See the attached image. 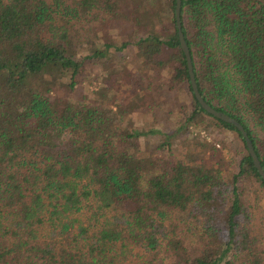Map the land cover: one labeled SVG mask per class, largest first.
Wrapping results in <instances>:
<instances>
[{
    "label": "trees",
    "instance_id": "obj_1",
    "mask_svg": "<svg viewBox=\"0 0 264 264\" xmlns=\"http://www.w3.org/2000/svg\"><path fill=\"white\" fill-rule=\"evenodd\" d=\"M180 20L264 168V0H181ZM129 44L114 87L80 91ZM0 264H264V179L193 93L175 0H0Z\"/></svg>",
    "mask_w": 264,
    "mask_h": 264
},
{
    "label": "rangeland",
    "instance_id": "obj_2",
    "mask_svg": "<svg viewBox=\"0 0 264 264\" xmlns=\"http://www.w3.org/2000/svg\"><path fill=\"white\" fill-rule=\"evenodd\" d=\"M126 31L127 30L124 27H118L116 24H114L110 30L111 35L113 36L124 34L126 33ZM96 44L98 43L90 44V43L85 42L81 45L80 52L81 53L90 52L91 48L94 46H101V49H103V46L101 45V43H99V45H96ZM133 50H134V45L129 44L125 49L120 50V51H116L113 48H110L105 57H101L99 59L92 57V58L87 59L84 65L83 80H82V84L80 87V91L89 96H92L93 95L92 91L95 89H98L99 87L103 85L102 77H105V76L107 78L106 85H108L109 87L110 86L114 87L115 86L114 82L117 79V76L108 75L107 73L108 63L113 64V65H124L126 63V59L128 57L129 58L132 57ZM86 76L90 77L91 81H89Z\"/></svg>",
    "mask_w": 264,
    "mask_h": 264
},
{
    "label": "water",
    "instance_id": "obj_3",
    "mask_svg": "<svg viewBox=\"0 0 264 264\" xmlns=\"http://www.w3.org/2000/svg\"><path fill=\"white\" fill-rule=\"evenodd\" d=\"M180 10H181V0H175V21H176V26H177V32H178V37H179L181 48H182L184 55H185L186 65H187L189 79H190V85H191V88L193 90V93H194L196 99L198 100V102L200 103V105L207 112L213 114L214 116H216V117H218V118H220L226 122L232 123L233 125H235L237 127L238 130H240L241 134L244 137L245 144H246L248 152L252 158L253 164L257 168L261 177L264 179V168L261 165L260 159L257 156V153L254 149L253 142H252L250 136L248 135L246 129L244 128L243 124L239 120H237L234 116L228 114L227 112H225L223 110L217 109L214 106H212L211 104H209L203 98L202 94L200 93V91L198 89L194 70H193V64H192V58H191L190 50H189V47L187 45V42L185 41L184 33H183L182 27H181Z\"/></svg>",
    "mask_w": 264,
    "mask_h": 264
}]
</instances>
